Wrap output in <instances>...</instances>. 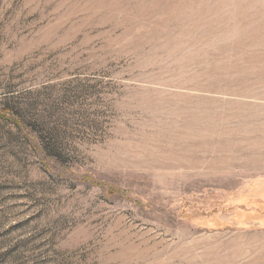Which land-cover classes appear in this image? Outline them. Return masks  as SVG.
Masks as SVG:
<instances>
[{"label": "rangeland", "instance_id": "rangeland-1", "mask_svg": "<svg viewBox=\"0 0 264 264\" xmlns=\"http://www.w3.org/2000/svg\"><path fill=\"white\" fill-rule=\"evenodd\" d=\"M0 264H264V0H0Z\"/></svg>", "mask_w": 264, "mask_h": 264}]
</instances>
